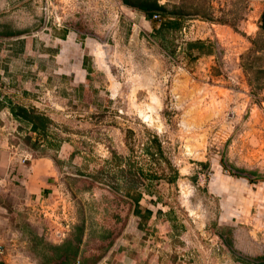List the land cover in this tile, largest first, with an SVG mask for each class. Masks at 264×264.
<instances>
[{"label":"rangeland","instance_id":"obj_1","mask_svg":"<svg viewBox=\"0 0 264 264\" xmlns=\"http://www.w3.org/2000/svg\"><path fill=\"white\" fill-rule=\"evenodd\" d=\"M247 1L157 0L182 18L156 22L119 0H15L6 8L28 12L32 36L76 34L68 48L77 61L83 55L96 86L73 89L46 51L37 69L31 57L15 60L22 104L54 118L52 139L19 122L18 145L33 160L41 146L54 151L67 141L69 158L55 160L73 169L50 201L52 214L34 199L7 208L14 262L52 264L54 245L69 252L84 231V247L99 251L111 238L126 264L264 260V32H243ZM137 194L154 220L131 213L127 201Z\"/></svg>","mask_w":264,"mask_h":264},{"label":"crops","instance_id":"obj_2","mask_svg":"<svg viewBox=\"0 0 264 264\" xmlns=\"http://www.w3.org/2000/svg\"><path fill=\"white\" fill-rule=\"evenodd\" d=\"M13 1L15 0H0V264H18L12 260L8 253L9 249L7 248V240H5L6 237L12 234L10 226L8 225L9 220L5 217L8 213L7 208L11 205H19V207L29 206L30 203L31 205L33 203L29 200L34 199L38 203H36L37 205L42 204L45 206L46 210L52 212L55 205L51 204L50 201L58 196V188H60L62 184L63 175L69 176L72 174L69 172L68 168L73 169V166H68L69 163H66L65 161L64 163H60L61 165H64V167H60V164L58 165L55 160L61 159L63 161L69 158L67 156L69 154L68 147L70 146L67 144V141L61 140L59 142L60 145L57 144L53 147L54 151L41 146L39 152L35 153L33 160H31L30 157L31 154H28L22 146L18 145L21 144L18 139L19 137L21 138V136L19 130L17 131L15 128L17 127L16 125L21 127L19 122L23 120L15 119L11 114V110H16L17 107L25 109L33 107H26L25 104H22V102L26 100V97H24L26 92L20 84V69L18 66H14L15 60L17 59L16 62H18L20 58L31 57L27 59H34V67L37 69V67L43 62V51H46L47 53L45 56L51 58V63L56 65V70H58L57 73L65 70L61 73L72 80L71 86L73 89L74 87H80L83 91L90 94L94 87H96L95 85H90L87 81L88 76H90V69L82 67L84 62L83 55L81 56L82 60L79 59L77 61V59L73 58L72 50H69L68 48L71 46L67 44H73L75 42L77 38L76 34L72 33L69 35L68 31V35H66V37L62 36L61 38L57 37L60 32L53 31H51V34L49 35H39V38L38 36L30 35L29 32H32L34 26L33 24H30V21H27L25 14L28 12H15V10L11 11L6 9L13 4ZM263 1L264 0H254L253 2H257L258 5L254 6L253 11L251 9V1H247L243 21V32L245 31L246 36H253L258 32H264V23L261 21V15L264 8ZM20 13H22L24 18L19 17ZM247 30L248 32L246 33ZM56 33L58 34L56 35ZM84 40L85 42L81 41L83 46L86 45L87 47H90L92 45L90 44V40L92 41V39L86 37ZM65 42H67L65 45L67 48L63 45ZM60 43L63 44L60 46ZM44 46H49L51 49L44 50ZM59 47H62L63 49H59ZM64 47L67 50L64 49ZM62 63H65V65L62 69H59L58 66ZM47 115L48 117L50 116V120L53 121V116L51 114ZM50 127L51 126L47 129L48 133L46 139H52L54 136ZM15 134H17V137ZM44 142H46V140H44ZM44 149L49 150L50 153L48 154H50V158L48 157V154L43 151ZM25 159L28 160L26 161ZM81 173H84L83 175L86 174V172ZM91 174L92 173L88 172L86 176L89 178ZM79 179H84L85 182L86 180H90L86 177H80ZM116 190L117 187L114 191ZM127 202L131 203V201ZM147 210L151 211L149 208H147ZM150 219L152 221L155 217H150ZM138 221H140L139 218ZM29 222L33 223L34 220H30ZM34 224L39 228L41 236L46 237L47 234L42 232L40 222L36 221ZM72 232L73 230L70 234H72ZM80 237L78 239L80 241L82 240L80 248V241H77L76 246L71 248V251L66 252L69 257L68 262H65V256L58 258L59 252L62 254V249L59 245H54L55 254L50 258L51 263L75 264L78 262L79 264H126L123 261L121 254H118L116 248L111 245L113 242L111 241V238L110 243L108 242V244L103 245L101 250L99 249V251H97L95 248L84 247L86 240L89 239L86 231H84L83 235ZM119 237L120 234H118V236H113L112 238L115 242ZM163 237L166 239V236L163 235ZM185 239L186 238H183V241L184 243H187L189 240ZM67 240H70V236ZM95 255L96 257L93 261L87 260L88 256ZM117 255L120 256L118 257Z\"/></svg>","mask_w":264,"mask_h":264},{"label":"trees","instance_id":"obj_3","mask_svg":"<svg viewBox=\"0 0 264 264\" xmlns=\"http://www.w3.org/2000/svg\"><path fill=\"white\" fill-rule=\"evenodd\" d=\"M119 1L121 2V5L125 6L126 8H130L132 10L140 12L141 14L145 15L146 19L149 20L151 19L153 14H158L160 18L171 17L175 20H180L182 18L180 12L175 10L174 11L167 10L165 7L157 4V0H119ZM261 21L262 23H264V8L261 15ZM172 27L175 28L176 24H174V26ZM188 46L193 48H199L202 47L203 44L190 43ZM11 114L15 119L25 121L29 125L30 132L39 136H46L48 133L47 132L48 126L52 124V120H50L48 116L43 114V112L37 111L34 108L25 109V108L17 107L16 110H11ZM152 143H155L157 145L156 146L157 149H159V145L155 137L152 139ZM175 176L176 175L174 173V176L171 179L167 180V182L168 181L172 182ZM139 195L137 194V196L131 199L132 200L131 203L133 205L132 214L143 221L145 219H148V217L150 218L152 212L146 209L142 213L141 207L139 205V200H140ZM66 252H63L62 254L59 252L58 258L65 256V262H68L69 257L66 254ZM257 263L264 264V260H260Z\"/></svg>","mask_w":264,"mask_h":264},{"label":"built area","instance_id":"obj_4","mask_svg":"<svg viewBox=\"0 0 264 264\" xmlns=\"http://www.w3.org/2000/svg\"><path fill=\"white\" fill-rule=\"evenodd\" d=\"M146 19V17H145V15H143V17H142V20H145ZM161 18H160V16L158 15V14H153L152 15V17H151V21H154V22H156V21H159ZM59 21V20H58ZM57 27L59 28V27H62L61 26V24L60 23H57ZM184 29H183V33H184ZM42 212V214L44 215L46 212L45 211H41ZM48 213V212H47ZM51 214H52V212H50ZM51 217V216H50ZM61 236V234L60 233H57V237H60ZM75 264H79L78 262H76Z\"/></svg>","mask_w":264,"mask_h":264},{"label":"bare ground","instance_id":"obj_5","mask_svg":"<svg viewBox=\"0 0 264 264\" xmlns=\"http://www.w3.org/2000/svg\"><path fill=\"white\" fill-rule=\"evenodd\" d=\"M102 55V54H101ZM100 56V55H99ZM101 58V57H100Z\"/></svg>","mask_w":264,"mask_h":264}]
</instances>
